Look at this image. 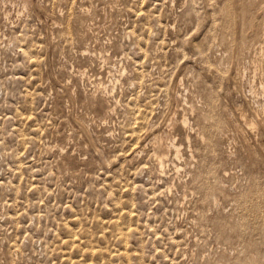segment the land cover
<instances>
[{"label":"rangeland","instance_id":"rangeland-1","mask_svg":"<svg viewBox=\"0 0 264 264\" xmlns=\"http://www.w3.org/2000/svg\"><path fill=\"white\" fill-rule=\"evenodd\" d=\"M263 18L0 0V264H264Z\"/></svg>","mask_w":264,"mask_h":264},{"label":"bare ground","instance_id":"bare-ground-1","mask_svg":"<svg viewBox=\"0 0 264 264\" xmlns=\"http://www.w3.org/2000/svg\"><path fill=\"white\" fill-rule=\"evenodd\" d=\"M264 19V18H263ZM264 22V21H263ZM262 23V22H261ZM257 24V23H256ZM261 25H263V24H261ZM257 28H260V27H257ZM260 31H261V28L259 29ZM260 33V32H259ZM175 145V144H174ZM176 146V145H175ZM179 148V147H178ZM163 165V164H162Z\"/></svg>","mask_w":264,"mask_h":264}]
</instances>
